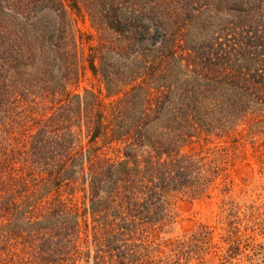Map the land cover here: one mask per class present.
I'll return each mask as SVG.
<instances>
[{
  "label": "trees",
  "instance_id": "trees-1",
  "mask_svg": "<svg viewBox=\"0 0 264 264\" xmlns=\"http://www.w3.org/2000/svg\"><path fill=\"white\" fill-rule=\"evenodd\" d=\"M72 15L96 30L80 47ZM80 62L102 90L77 91ZM245 100L264 105V0H0V264H203L208 231L151 236L228 163L187 138L264 133ZM222 202L221 264L264 262V204Z\"/></svg>",
  "mask_w": 264,
  "mask_h": 264
},
{
  "label": "rangeland",
  "instance_id": "rangeland-1",
  "mask_svg": "<svg viewBox=\"0 0 264 264\" xmlns=\"http://www.w3.org/2000/svg\"><path fill=\"white\" fill-rule=\"evenodd\" d=\"M72 18L75 37L80 47L79 35L96 34V30L87 18L82 19L75 15H72ZM210 24L211 27L219 25L215 22ZM81 49H86L85 44ZM82 66L84 65L80 62L81 77L77 91L82 93L84 88L91 87L96 91L102 90L92 78L89 69L86 68L84 71ZM216 91L217 95L213 96L219 100V88ZM245 104L248 118L257 116L264 118V105L251 100H245ZM215 110L214 114L219 117V107ZM247 127V122L239 121L221 129L218 125L206 131L200 130L179 146L181 153L200 154L217 165H220V161L215 152L223 149L229 156L228 163L224 171L218 175H211L212 181L206 189V194L200 196L183 194L174 197L170 205L172 215L170 226L163 234L154 233L151 240L164 242L204 229L209 232V239L203 264H221L225 250L230 244L219 224L222 201L231 198L241 203L255 201L264 204V133L252 135L253 138H250L251 135H247ZM223 184L229 189L228 194L222 193ZM259 241L264 243L263 238H259ZM249 256L241 255L232 264H264L263 256H253L251 253Z\"/></svg>",
  "mask_w": 264,
  "mask_h": 264
}]
</instances>
